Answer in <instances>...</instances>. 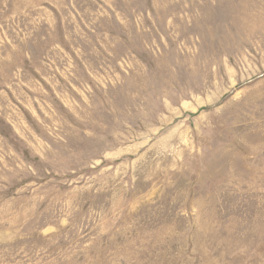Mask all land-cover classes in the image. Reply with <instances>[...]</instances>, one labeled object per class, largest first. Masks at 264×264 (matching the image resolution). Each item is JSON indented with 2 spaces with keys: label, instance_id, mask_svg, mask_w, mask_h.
Segmentation results:
<instances>
[{
  "label": "rangeland",
  "instance_id": "1",
  "mask_svg": "<svg viewBox=\"0 0 264 264\" xmlns=\"http://www.w3.org/2000/svg\"><path fill=\"white\" fill-rule=\"evenodd\" d=\"M0 264H264V0H0Z\"/></svg>",
  "mask_w": 264,
  "mask_h": 264
}]
</instances>
